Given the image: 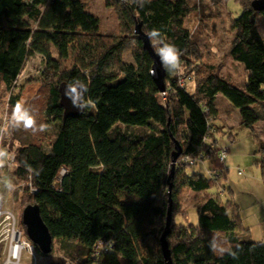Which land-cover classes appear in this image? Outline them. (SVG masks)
I'll use <instances>...</instances> for the list:
<instances>
[{
	"label": "trees",
	"instance_id": "obj_1",
	"mask_svg": "<svg viewBox=\"0 0 264 264\" xmlns=\"http://www.w3.org/2000/svg\"><path fill=\"white\" fill-rule=\"evenodd\" d=\"M237 1L242 12L232 23L230 56L244 66L245 84L238 86L212 70L199 76L193 72L194 89L189 92L164 62L169 84L162 94L150 76L152 60L139 37L135 36L140 49L135 62H124L125 44L102 41L100 21L82 0H0V84L12 90L26 62L36 55L44 58L56 78L46 114L59 123L58 132L49 149L25 140L14 153V173L29 179L34 189V203L26 207L39 206L54 241L69 247L76 264H165L159 238L164 229L156 232L155 223L167 217L168 201L162 195L169 189L175 142L182 148L177 164L182 158L216 157L218 151L206 138L212 136L218 117V94L239 109L241 127L252 134L264 120V38L257 24L264 11L252 8L254 0ZM121 3L127 30L136 22L146 33L159 30L156 41L162 47L172 43L180 49L181 68L196 55L193 34L185 25L189 0ZM72 55L74 66L62 70ZM73 81L87 85L91 106L81 117L64 121L59 86ZM19 101L11 94V104ZM257 143L264 183V142ZM177 176L176 165L173 199ZM182 180L197 194L207 193L216 181L196 172ZM231 201L227 205L212 196L205 199L198 206V226L178 227L171 244L177 211L173 204L167 237L173 264H264V244L239 236L242 218L238 204ZM221 234L235 257L219 251L216 236ZM99 243L111 246L97 256ZM34 248L44 255L35 244ZM51 264L66 263L56 258Z\"/></svg>",
	"mask_w": 264,
	"mask_h": 264
},
{
	"label": "rangeland",
	"instance_id": "obj_2",
	"mask_svg": "<svg viewBox=\"0 0 264 264\" xmlns=\"http://www.w3.org/2000/svg\"><path fill=\"white\" fill-rule=\"evenodd\" d=\"M121 1L82 0L87 11L100 21L102 41L107 44L118 42L125 44V50L121 55L122 60L126 63H134V54L140 52V49L135 39V26L133 25L131 31H128V26L121 17ZM189 8L190 12L185 25L193 34L197 53L195 56H190L183 63L184 68L175 71V74L181 81L186 80L184 85L189 92L194 89L192 73L195 72L199 76L210 70L230 79L238 86H243L247 81L244 66L230 56L235 35L232 23L242 12L241 4L237 0H189ZM257 24L264 38V17L259 16ZM153 46L156 51L162 48L157 41ZM74 64L75 56L72 55L62 63V70L71 69ZM54 81L56 78L49 71L47 62L41 55H36L26 62L12 90L8 91L4 84H0V120L4 129L0 137V149L9 154V158L0 163V210L8 212L5 216L7 214L11 216V220L5 221V218L1 220L3 225L0 237V264H51L56 258H62L66 264H76L68 255L70 250L67 245L65 248L64 244L54 241L52 254L44 256L37 253L33 248V242L28 237L32 247H27L20 262L13 259L10 262V239H6L4 234V231L13 225L21 229L23 211L28 204L34 203V189L29 179L22 180L14 173V153L25 140L38 142L49 149L59 129V123L46 114L49 89ZM166 83L169 84L168 78ZM11 94L19 96V102L32 109L36 116V130L25 129L22 125L12 126L11 113L15 106L9 102ZM239 117V114H233L230 117V125L234 128L219 133L220 146L228 151L224 164L219 160V153L214 159L198 160L193 164L186 162L185 158L178 162L175 198L172 197V207L174 204L177 211L174 214L175 225L172 232L174 237L170 240L171 244L176 242L178 227L198 226V206L211 196L217 198L222 204L229 205L231 200L238 204L242 218L239 236L242 238L243 235H247L244 239L264 244V183L262 169L258 164L260 155L257 143V141L264 142V120L256 124L252 134L250 130L237 126ZM41 124L45 126L44 131L39 130ZM193 172L213 178L216 180L215 185L207 193L193 192L182 184L185 175ZM8 180L14 186L12 191L4 188V183ZM168 198V192L162 195V200L168 201ZM231 204L229 209L233 207V203ZM165 220L166 217L156 220V232L159 229L163 231ZM216 238L219 251L221 248L228 247L222 234L217 235ZM32 252L35 256L27 259L26 257Z\"/></svg>",
	"mask_w": 264,
	"mask_h": 264
},
{
	"label": "water",
	"instance_id": "obj_3",
	"mask_svg": "<svg viewBox=\"0 0 264 264\" xmlns=\"http://www.w3.org/2000/svg\"><path fill=\"white\" fill-rule=\"evenodd\" d=\"M252 8L261 13L264 11V0H254L252 2ZM143 24L141 22H136L134 33L139 37L142 43V48L146 51L151 60V69L150 76L154 83L156 84L158 90L164 94L166 91V77L167 71L165 68L164 61L160 55L157 54L154 49L150 37L146 34V32L142 28ZM68 83L62 82L59 86L60 92V103L63 107V120L66 121L69 118H79L83 115L85 109L77 108L73 106L71 99L67 98L64 94L65 88ZM182 154V148L180 144L175 142V151L173 153V160L171 171L168 178L169 189H168V210L166 223L163 233L160 237V249L163 255L165 264H173L171 250L169 248V244L167 241V237L170 233L171 224L173 220L172 213V184L171 180L174 178L176 165L179 157ZM22 223L26 228V233L29 239L38 247V249L44 255H49L53 251L54 238L50 233L48 227L43 221L40 215V209L37 205H30L26 207L22 214Z\"/></svg>",
	"mask_w": 264,
	"mask_h": 264
},
{
	"label": "clouds",
	"instance_id": "obj_4",
	"mask_svg": "<svg viewBox=\"0 0 264 264\" xmlns=\"http://www.w3.org/2000/svg\"><path fill=\"white\" fill-rule=\"evenodd\" d=\"M144 0H141L140 5L143 6ZM150 39L151 42H153V45L156 43V38L161 36V32L157 29H153L152 31L146 33ZM157 54L162 56L163 60L165 61L166 65H170L171 69H175V71H179L181 69L180 64V49L172 43H165L164 47L159 48L157 50ZM169 70V72H172V70ZM88 91L87 85L84 84L81 81H73L67 85L65 88V96L69 99H71L73 106L81 109H85L87 107H90L89 99L86 97V93ZM13 127H20L21 125L25 129H33L36 130V116L33 114V111L31 108L26 107L24 104L18 102L15 107L12 110L11 113V120ZM39 130L44 131L45 126L39 125ZM4 131L3 127H0V134H2ZM7 158H9V154L3 150L0 149V163L5 161ZM4 188L8 191L14 190V186L11 183V181H7L4 183ZM210 247L212 248V251H216V245L215 243L211 244ZM229 252L230 255L235 257L236 253L232 252L231 249H224L221 248L220 252ZM13 256H16L15 250H13Z\"/></svg>",
	"mask_w": 264,
	"mask_h": 264
},
{
	"label": "crops",
	"instance_id": "obj_5",
	"mask_svg": "<svg viewBox=\"0 0 264 264\" xmlns=\"http://www.w3.org/2000/svg\"><path fill=\"white\" fill-rule=\"evenodd\" d=\"M246 79H247V77H246ZM216 106L218 109V117H217V119H214V121H213L215 132L212 134L211 140L209 142L213 143L214 149L217 148V150H220L222 147L220 146V140H218V139H220V138H218L219 133L220 132L223 133L226 130L230 131L232 128H234L230 125V117H232L233 114H235V115L239 114L240 115V112H239V109L234 108L231 105V103L222 94L217 95ZM237 123H238L237 126L241 127L240 117H239ZM218 153H219V151H218ZM218 153H217V155H218ZM223 164H224V162H223Z\"/></svg>",
	"mask_w": 264,
	"mask_h": 264
},
{
	"label": "built area",
	"instance_id": "obj_6",
	"mask_svg": "<svg viewBox=\"0 0 264 264\" xmlns=\"http://www.w3.org/2000/svg\"><path fill=\"white\" fill-rule=\"evenodd\" d=\"M192 80V79H191ZM181 81V80H180ZM185 81L186 80H184V82L183 81H181L180 82V84H181V86H183V87H186L185 85H184V83H185ZM187 88V87H186ZM210 133H214V130L212 129L211 130V132ZM206 140L209 142L210 140H211V137L209 138H206ZM212 145H213V143H212ZM227 153H228V151H227V149H220L219 150V160L220 161H222V162H224L225 161V159H226V157H227ZM187 161L186 162H190L191 164H193V163H195V162H197L198 160L200 161L201 160V158H199V159H197V160H190V159H186ZM65 173V170H63L62 171V174H64ZM239 174H241V172H239ZM6 213H8V212H5V211H2V210H0V214H2V217L3 218H5L4 220L5 221H7L6 220V217H8L10 220H11V216H10V214H7L6 216H5V214ZM2 218V219H3ZM3 221V220H2ZM2 221H1V223H2ZM4 221V222H5ZM20 227H21V229L20 228H16L14 225H13V227H10V229H16V231H18L20 234H21V237H22V239H23V242L24 243H26V249H27V247H32V244H31V241L28 239L29 237H28V235L26 234V232H25V230L23 229V227L21 226V224H20ZM28 237V238H27ZM13 242H16V240H13V241H11V239L9 240V261L11 262L12 261V256L10 255V245H11V243H13ZM110 246H111V244L110 243H99L98 245H97V247H96V253H95V255H100V254H102L103 252H105V251H108L109 250V248H110ZM33 248H34V244H33ZM25 249V250H26ZM35 249V248H34ZM24 250V251H25ZM33 253V252H32ZM23 254V253H22ZM34 254V253H33ZM35 256V255H34ZM21 257H22V255H21ZM13 260H18L19 262L21 261V258L20 259H13Z\"/></svg>",
	"mask_w": 264,
	"mask_h": 264
},
{
	"label": "bare ground",
	"instance_id": "obj_7",
	"mask_svg": "<svg viewBox=\"0 0 264 264\" xmlns=\"http://www.w3.org/2000/svg\"><path fill=\"white\" fill-rule=\"evenodd\" d=\"M2 214H0V237H1V227H2ZM6 220H10L8 217H6ZM6 227V225H4ZM3 230V229H2ZM5 230V229H4ZM4 234L6 235V239H11V241L16 240V242L11 243L10 245V255L13 259H20L22 253L26 249V243L23 242V239L21 237V234L16 231V229H10L8 228L6 231H4ZM13 250H15L16 256H13ZM34 257V254L31 253L29 256H27V259H31Z\"/></svg>",
	"mask_w": 264,
	"mask_h": 264
},
{
	"label": "flooded vegetation",
	"instance_id": "obj_8",
	"mask_svg": "<svg viewBox=\"0 0 264 264\" xmlns=\"http://www.w3.org/2000/svg\"><path fill=\"white\" fill-rule=\"evenodd\" d=\"M21 224V223H20Z\"/></svg>",
	"mask_w": 264,
	"mask_h": 264
}]
</instances>
